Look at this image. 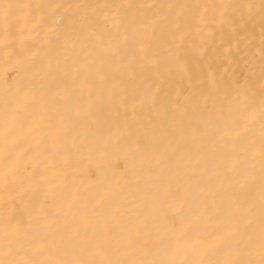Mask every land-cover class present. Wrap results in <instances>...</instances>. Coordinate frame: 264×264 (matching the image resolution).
Segmentation results:
<instances>
[{"label":"bare ground","instance_id":"bare-ground-1","mask_svg":"<svg viewBox=\"0 0 264 264\" xmlns=\"http://www.w3.org/2000/svg\"><path fill=\"white\" fill-rule=\"evenodd\" d=\"M0 4L33 6L0 17V173L6 154L17 169L0 183V255L9 220L31 235L43 206L56 238L132 233L131 258L148 261L176 248L185 264L219 259L199 249L234 225L240 259L259 264L264 164L249 144L258 148L261 126L243 117L264 98L261 0ZM24 92L30 103L11 120Z\"/></svg>","mask_w":264,"mask_h":264},{"label":"snow or ice","instance_id":"snow-or-ice-1","mask_svg":"<svg viewBox=\"0 0 264 264\" xmlns=\"http://www.w3.org/2000/svg\"><path fill=\"white\" fill-rule=\"evenodd\" d=\"M32 5H12L0 4V17L3 18L5 24L12 15L13 10L31 9ZM40 8L42 6L36 5ZM52 8L58 9L60 5H51ZM227 7V6H226ZM235 7L239 9H247L251 11L254 7L252 4H240ZM261 7L264 9V0H261ZM4 43V41H0ZM177 58L180 53L177 51L173 53ZM30 103V93H22L15 102V107L9 113L11 120L19 119L20 110L27 107ZM246 121L256 122L257 120L261 126V140L257 146L252 143L249 144V151L258 153L262 164H264V98L261 100L259 110L252 109L243 117ZM45 117L40 115V120L43 121ZM63 122V117L60 118ZM49 127H56V125L49 123ZM227 135V133H225ZM57 136H59V129H57ZM8 155H5V170L0 173V183L7 186L12 183L11 177L16 175L17 169L7 163ZM235 166V164H233ZM264 170V169H262ZM47 194V193H46ZM108 191L105 190L99 196L101 202L106 201ZM78 197L70 194L67 197V204L72 207L73 202ZM261 210V231L258 241V253L260 256L259 264H264V184H262L260 197ZM252 211V207L248 208V212ZM51 215L50 209L40 207L36 211L34 217L37 228L33 234H29L22 225L14 224L9 220L6 226L3 253L0 255V264H185L183 260H177L176 256L184 251L181 248H176L173 251V258L161 261H148L145 259H132L133 253L140 250L138 237L136 234L129 233L127 236L120 238L118 242L113 241L105 232H101L91 240H85L81 230L78 228L67 239L56 238L47 226L48 217ZM87 231V225H84V232ZM237 229L234 225L225 226L223 235L213 232H208L206 238H212L217 241L215 244H206L199 249L201 255L220 253L219 259L204 260L201 259L196 264H251L249 261L240 259V249L235 244L242 243L236 241ZM197 244L201 241L197 240ZM257 242L254 237L249 236L245 246L251 251H257ZM25 246L27 252L24 251ZM192 251H197L195 244L187 246ZM117 251L121 256L129 257L128 259L116 258L113 252ZM58 252H63V255L57 256ZM46 256V259H37L36 257Z\"/></svg>","mask_w":264,"mask_h":264}]
</instances>
